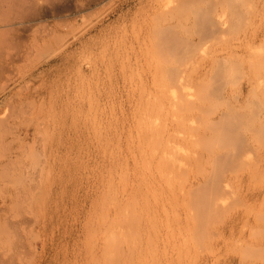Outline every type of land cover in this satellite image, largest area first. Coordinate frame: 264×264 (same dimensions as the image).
I'll use <instances>...</instances> for the list:
<instances>
[{"label": "rangeland", "instance_id": "obj_1", "mask_svg": "<svg viewBox=\"0 0 264 264\" xmlns=\"http://www.w3.org/2000/svg\"><path fill=\"white\" fill-rule=\"evenodd\" d=\"M28 1L0 0V264H264V0Z\"/></svg>", "mask_w": 264, "mask_h": 264}, {"label": "bare ground", "instance_id": "obj_2", "mask_svg": "<svg viewBox=\"0 0 264 264\" xmlns=\"http://www.w3.org/2000/svg\"><path fill=\"white\" fill-rule=\"evenodd\" d=\"M29 1H30V0H29ZM29 1H28V2H29ZM167 1H168V0H167ZM25 2H26V1H25ZM218 19H219V21H220V18H218ZM216 22H217V21H216ZM217 23H218V22H217ZM217 23H216V24H217ZM221 23H222V22H221ZM221 23H219V24L221 25ZM218 26H219V25H218ZM220 29H221V27H220ZM217 30H218V29H217ZM217 30H216V31H217ZM218 31H221V30H218ZM165 37H166V36H164V38H165ZM167 37H169V36H167ZM160 39H161V38H160ZM167 39H168V38H166V40H167ZM161 40H162V39H161ZM163 40H165V39H163ZM173 42H174V41H173ZM157 43H159V42H157ZM157 45H158V44H157ZM163 45H164V44H163ZM163 45H162V47H163ZM167 45H168V44H167ZM170 45H171V44H170ZM174 45H175V44H174ZM158 46L161 48V44L158 45ZM171 46H172V45H171ZM159 47H158V48H159ZM168 47H170V46H167V47H165V48H168ZM173 48H175V47L173 46ZM199 49H200V48H199ZM199 49H198V50H199ZM161 50H162V48H161ZM164 50H165V49H164ZM168 50H169V49H168ZM169 51H170V50H169ZM160 53H163V52H160ZM166 53H167V51L165 52V54H166ZM190 53H191V50H190ZM164 56H165V55H164ZM164 56H162V58H163ZM183 72H184V71H183ZM176 73H177V71H176ZM180 75H182L181 72H180ZM176 77H177V76H176ZM181 77H182V76H180L179 78H181ZM186 77H187V76H186ZM179 78H178V82H179V83H177V78H176V84L178 85V86L176 85V89H177V87L179 88L180 86L183 87V86L186 85V84H185V85H181V84H183V83L180 82L181 80H179ZM188 78H189V77H188ZM191 78H192V77H191ZM182 79L185 80L184 77H183ZM184 80H183V81H184ZM180 83H181V84H180ZM184 83H185V82H184ZM185 88H186V87H185ZM177 90H178V89H177ZM182 90H183V89H182ZM184 91H185V90H184ZM176 94H178V92H177ZM179 94H180V93H179ZM179 94H178V95H179ZM178 95H176V97H178ZM183 96H184V95H183ZM187 97H188V96H187ZM179 98H180V97H179ZM179 98H178V99H179ZM181 98H182V97H181ZM179 100H180V99H179ZM167 101H168V100H167ZM177 101H178L177 99L172 100L173 107H174V105L176 106V102H177ZM174 102H175V104H174ZM170 103H171V101H170ZM179 104H182V103L180 102ZM171 105H172V104H171ZM171 105H170V106H171ZM183 105H185V104H183ZM178 106H179V105H178ZM185 107H186V106H185ZM168 108H169V106H168ZM174 108H176V107H174ZM174 108H173V109H174ZM165 109L167 110V108H165ZM170 109H171V107H170ZM182 109H183V108H182ZM184 109H185V108H184ZM180 110H181V108H180ZM171 111H172V112H173V111H177V109H174V110L171 109V110H169V112H171ZM178 111H179V108H178ZM178 111H177V112H178ZM169 112L167 111V113H169ZM172 112H171V113H172ZM177 112H173L174 115H175V113H177ZM171 113L169 114V116H170V118H171V116H172V120H175V121H174V125H175V122H176V115H175V117L173 118L174 115L171 114ZM165 115H166V113H165ZM164 117H165V119H163ZM167 117H168V116H167ZM163 118H162V119H163L164 122H165V121H166V116H163ZM168 118H169V117H168ZM163 120H162V121L160 120V122H163ZM168 120H169V119H168ZM170 121H171V119H170ZM164 122H163V123H164ZM167 122H168V121H167ZM171 122H172V121H171ZM172 123H173V122H172ZM172 123H170V124H171L170 128H172V126H173ZM159 124H160V123H158V125H159ZM167 124H168V123H167ZM170 124H168V125H170ZM154 125H155V124H154ZM160 125H161V127H162V124H160ZM160 125H159V126H160ZM155 126H156V125H155ZM155 126H154V127H155ZM175 126H176V125H175ZM157 127H158V126H157ZM157 127H155L154 129H156ZM161 127H159V130H157L156 132L160 131V130H161V129H160ZM167 128H168V126L166 125V123H164V124H163V129H162L160 132L157 133V134H158V139H159V140L156 138L157 136L154 135V137L156 138L157 141L155 142V140H154L155 138L153 137V138H154V139H153V145H154V146L150 145V146H152V147H150L151 149L149 150V153L152 152L151 150H155V149H153V147H156V149L159 148L158 146H160V142L162 141V140H161V137H162L161 135L165 134V133H163V132H166V131L168 130ZM170 128H169V129H170ZM157 129H158V128H157ZM174 129L176 130L175 127H174ZM174 129H173V133H174V131H175ZM170 130H172V129H170ZM162 131H163V132H162ZM168 131H169V130H168ZM153 132H154V131H153ZM156 132H154V133L156 134ZM161 132H162L163 134H162ZM175 132H176V131H175ZM154 133H153V134H154ZM159 133H160V134H159ZM166 133H167V132H166ZM170 133H171V132L169 131V132L166 134V136H167L168 134H170ZM166 136H165V137H166ZM175 136H176V134H175V135L172 134V136H171V135H170V136H167L166 139L163 138V140H164V141H163V142H164V147L162 146V145H163L162 143H161V144H162L161 146H162L164 149L160 147V149H161L162 151H161L160 149L158 150V151H159V152H158L159 155L162 156V157L158 156V154H157L156 156H157L158 158H160V159L158 160L157 157H156V159L159 161V165H158V166H160V164L162 165V163H163V162H162V159H163V161H164L165 163H167V164L169 165V167H170V165H172L171 168H169L167 165H165L166 167H168V169H167V168H164V169L167 170V171H171V169H174V171H173V170H172V171H173V173L175 172V174H176L178 171L176 172V171H175V168H176V170H180V169L182 168V166H180V167H181L180 169H179V167H177V163H176V162L178 161V159H177L176 157L178 156V158H179V155L176 156V154H180L181 152L178 153V152H176V151H179V150L181 151L182 148H181L180 146H178L181 142L179 143V142H177L176 140H174V141H176L177 144L179 143V144L177 145V148H176V143H175L174 141H173V142H174V143H173L172 140H170L172 137H173V139H175V138H174ZM159 137H160V138H159ZM168 137H170V138H168ZM176 138H177V136H176ZM178 138H179V137H178ZM181 138H182V137H181ZM181 138H180V139H181ZM184 139H185V138H184ZM160 140H161V141H160ZM165 140H166V141H165ZM178 140H179V139H178ZM181 140H182V139H181ZM186 140H187V139H186ZM158 141H159V144H158ZM183 141H185V140H183ZM186 142H187V141H186ZM188 142H189V141H188ZM154 143H155V144H154ZM156 144H158V145H156ZM181 144H182V143H181ZM181 144H180V145H181ZM184 145H185V144H184ZM188 145H189V144H188ZM182 147H183V146H182ZM185 147H186V146H185ZM190 147H191V146H190ZM179 148H180V149H179ZM148 149H149V148H148ZM192 149H193V148H192ZM197 150H198V149H197ZM142 151H143V150H142ZM155 151H157V150H155ZM155 151H153V153L151 154L152 156H151V155H148L149 158H150V156H151V160H152L153 155H155V154H154ZM184 151H185V150H184ZM186 151H187V150H186ZM186 151H185V153H186ZM193 151H195V148L193 149ZM193 151H192V152H193ZM161 152H163V154H162ZM182 152H183V150H182ZM189 152H191V151H190V148H189ZM140 153H141V151H140ZM140 153H139V154H140ZM149 153H148V154H149ZM155 153H156V152H155ZM194 153H195V152H194ZM141 154H142V153H141ZM143 154H145V150H144ZM161 154H162V155H161ZM182 154H183V153H182ZM183 155L185 156V154H183ZM191 155H193V154H191ZM191 155H188V156H191ZM195 155H196V154H195ZM195 155H194V156H195ZM198 155H199V154H198ZM198 155H196V157H197ZM200 156H201V155H200ZM200 156H199V157H200ZM140 157H141V155H140ZM180 157H182V155H180ZM191 157H192V156H191ZM196 157H195V158H196ZM145 158H146V157H145ZM161 158H162V159H161ZM184 158H185V157H184ZM193 158H194V157H193ZM193 158H192V159H193ZM139 159H140V158H139ZM156 159H155V160H156ZM188 159H189V157H188ZM188 159H185V161L188 160ZM192 159H191V160H192ZM197 159H198V158H197ZM197 159H196V160H197ZM201 159H202V158H201ZM140 160H141V162H142V159H140ZM160 160H161V163H160ZM179 160H180V158H179ZM183 160H184V159H183ZM143 161H144V160H143ZM149 161H150V160H149ZM153 161H154V160H153ZM185 161L182 162V159H181V161H178V162H180V163L182 162V165H183L184 163H186ZM192 161H193V160H192ZM194 161H195V160H194ZM198 161H199V160H198ZM198 161H197V162H198ZM187 162H188V161H187ZM200 162H201V161H200ZM137 163H138V161H137ZM144 163H146V165H147V162H143V164H144ZM151 163H152V161L150 162V164H151ZM194 163H195V162H194ZM194 163H192V164L194 165ZM143 164H142V165H143ZM157 164H158V162L156 163V165H157ZM187 164H188V163H187ZM189 164H190V166H192L191 163H189ZM146 165H144V166H146ZM148 165H149V164H148ZM144 166H143V167H144ZM178 166H179V165H178ZM184 166H186V165H184ZM198 166H200V164H199ZM198 166H197V167H198ZM148 167H150V165H149ZM162 167H163V165H162ZM173 167H174V168H173ZM186 167H187V166H186ZM188 167H189V166H188ZM193 167H194V166H193ZM153 168L157 169V168H159V167L154 166ZM189 168H190V167H189ZM195 168H196V167H195ZM198 168H199V167H198ZM148 169H149V168H148ZM155 169H154V171H155ZM160 169H161V166H160ZM160 169H159V170H160ZM169 169H170V170H169ZM199 169H200V168H199ZM161 170H162V169H161ZM161 170H160V173H159V176H158V177L162 176V174H161ZM165 170H163V172H164ZM194 170H195V169H194ZM143 171H144V170H143ZM145 171H146V170H145ZM156 171H157V170H156ZM181 171H182V170H181ZM187 171H189V170H187ZM191 171H192V169H191ZM191 171H190V173H191ZM199 171H200V170H199ZM158 172H159V171H158ZM165 172H166V171H165ZM165 172H164V173H165ZM142 173H143V172H142ZM147 173H149V170H147ZM155 173H157V172H155ZM164 173H163V174H164ZM166 173H167V175H168V173H171V172H166ZM173 173H171V176L175 175V174H173ZM181 173H183V172H180V174H181ZM193 173H194V172H193ZM196 173H197V172H196ZM150 174L152 175V173L150 172L149 175H147V176H145V177H147V178H151L152 176H151V177H148V176H150ZM160 174H161V175H160ZM177 174H178V173H177ZM188 174H189V172H188ZM201 174H203V173H201ZM145 175H146V174H145ZM153 175H154V174H153ZM157 175H158V174H157ZM182 175H183V174H182ZM194 175H195V174H194ZM199 175H200V174H199ZM199 175H198V176H199ZM137 176H138V175H136V177H137ZM169 176H170V175H169ZM171 176H170V178L173 179V177H171ZM186 176H187V175H186ZM191 176H192V175H191ZM138 177H139V176H138ZM154 177H155V176H154ZM167 177H168V176H165V174H164L163 179H164V178H167ZM174 177H176V175H175ZM180 177H181V176H180ZM182 177H183V176H182ZM195 177H196V176H195ZM139 178H140V177H139ZM160 178L162 179V177H160ZM160 178H158V179L161 180ZM170 178H169V179H168V178H167V179H164V181H165V180H166V182H167V180L172 181ZM177 178H178V177H177ZM133 179H134V178H133ZM140 179H142V180L144 179V181H145L146 178H140ZM140 179H138V180H140ZM151 179H152V178H151ZM175 179H176V178H175ZM192 179H193V178H192ZM153 180H154V179H153ZM177 180H179V179H176V181H177ZM181 180H185V179H184V178H183V179L181 178ZM181 180H179L178 182H180ZM205 180H207V178H205ZM140 181H141V180H140ZM144 181H142V184H143ZM147 181H148V180H147ZM151 181H152V180H151ZM155 181H156V180H155ZM155 181H153V182H155ZM164 181L161 180V182L163 183V184H162L163 186H164V183H166V182H164ZM145 182H146V181H145ZM145 182H144V183H145ZM149 182H150V181H149ZM168 182H169V181H168ZM168 182H167V183H168ZM172 182H173V183L169 182V184L166 183V184H165V186H166L165 189H167V186H168V190H169V189L171 188V186L175 183V180H173ZM185 182H186V181H185ZM133 183H134V182H133ZM136 183H138L137 180H136ZM150 183H151V182H150ZM150 183H149V184H150ZM159 183H160V182H159ZM170 183H171V185H170ZM183 183H184V182H183ZM183 183H182V184H183ZM131 184H132V183H131ZM147 184H148V183H147ZM156 184H157V182H156ZM176 184H177V183H176ZM176 184H175V185H176ZM182 184H181V185H182ZM114 185H115V184H114ZM116 185H117V184H116ZM138 185H139V184H138ZM140 185H141V184H140ZM151 185H153V184L151 183ZM181 185H180V186H181ZM190 185H191V184H190ZM123 186H124V185H123ZM123 186H122V187H123ZM130 186H131V185H130ZM156 186H157V185H156ZM159 186H160V184L158 185V187H159ZM163 186H162V187H163ZM173 186H174V185H173ZM197 186H198V185H197ZM124 187H125V186H124ZM133 187H134V186H133ZM142 187H144V191H145V188H146V187H145V186H142ZM152 187H154V186H152ZM160 187H161V186H160ZM169 187H170V188H169ZM176 187H177V186H176ZM199 187H200V186H199ZM111 188H112V187H111ZM111 188H110V189H111ZM129 188H130V187H129ZM136 188H138V187H136ZM136 188H135V189H136ZM139 188H140V187H139ZM147 188H148V189H147ZM147 188H146V190H148L149 192H151V193L155 192V191H151V189H149V187H147ZM150 188H151V186H150ZM154 188H155V187H154ZM173 188H174V187H173ZM179 188H180V187H179ZM192 188H193V187H192ZM195 188L197 189L198 187H195ZM200 188H201V187H200ZM200 188H199V190H200ZM204 188H206V187H204ZM117 189H118V188H117ZM152 189H153V188H152ZM161 189H163V188H160L159 190H161ZM165 189H164V190H165ZM186 189H187V188H186ZM186 189H185V190H186ZM207 189H208V188H207ZM111 190H112V189H111ZM138 190H140V192L143 191V190L141 191V188L138 189ZM138 190H137V191H138ZM159 190H158V191H159ZM168 190H167V191L165 190V191H166V193L170 194V193H171L170 191H172L173 189H171L170 191H168ZM185 190H183V191H185ZM188 190H189V189H188ZM191 190L194 191L195 189H194V190L191 189ZM202 190H203V189H202ZM202 190H200V191L202 192ZM116 191L119 192V190H116ZM122 191H123V189H122ZM128 191H129V190H128ZM132 191H133V193H134V190H132ZM174 191H175V190H174ZM207 191H208V190H207ZM129 192H130V191H129ZM149 192H147L148 195H149ZM156 192H157V191H156ZM169 192H170V193H169ZM175 192H176V191H175ZM175 192H172V193H171L172 195H169V196H172V197H170V198L173 199V195H174ZM180 192H181V191H180ZM187 192H190V191H187ZM198 192H199V191H198ZM204 192H205V191H204ZM112 193H114V192H112ZM126 193H127V192H126ZM145 193H146V191H145ZM145 193H144V194H145ZM151 193H150V196H152ZM160 193H161V192H159L158 194H160ZM162 193H163V191H162ZM181 193H182V192H181ZM183 193H184V192H183ZM195 193H197V192L195 191ZM199 193H200V192H199ZM115 194H116V192H115L113 195H115ZM130 194H131V192H130ZM136 194H138V193L136 192ZM142 194H143V193H142ZM142 194L140 193V195H142ZM155 194H156V193H155ZM155 194H153V195H155ZM163 194H165V193H163ZM168 194H167V195H168ZM176 194H177V193H175V195H174V196H175V197H174V200H175V198L177 197ZM184 194H185V193H184ZM184 194H183V195H184ZM186 194H188V193H186ZM190 194H191V193H190ZM193 194H194V193H193ZM202 194H203V193H202ZM110 195H111V194H110ZM110 195H109V198H110ZM117 195H119V194H117ZM128 195H129V194H128ZM160 195H161V194H160ZM167 195L165 194V196H167ZM131 196H132V195H131ZM131 196H130V199L132 200V198H133L134 196H133L132 198H131ZM205 196H207V194H205ZM115 197H116V196H115ZM121 197H122V196H121ZM125 197H126V196H125ZM140 197H141V196H140ZM156 197H157V195H156ZM158 197H159V196H158ZM158 197L156 198V199H157L156 201H158V199H159ZM160 197H162V195H161ZM184 197H185V196H184ZM184 197H183V198H184ZM187 197H188V196H187ZM187 197H186V198H187ZM195 197H196V195H195ZM197 197H199V196L197 195ZM200 197H203V195H201ZM117 198H118V196H117ZM126 198H127V197H126ZM164 198H166L165 201H166L167 199H168V202H169V200L171 201V199H169V197H164ZM183 198H182V199H183ZM193 198H194V197H193ZM204 198H205V197H204ZM207 198H208V197H207ZM110 199H111V198H110ZM119 199H120V198H119ZM137 199H140V198L137 197ZM141 199H142V198H141ZM152 199H153V198H152ZM180 199H181V198H180ZM180 199H177V200H180ZM189 199H191L190 196H189ZM194 199H195V198H194ZM194 199H193V200H194ZM209 199H210V198H209ZM115 200H116V199H115ZM115 200H113V201L115 202ZM133 200H134V199H133ZM154 200H155V198H154ZM160 200H161V199H160ZM174 200H172V201L174 202ZM198 200H199V198H198ZM200 200L202 201V199H200ZM205 200H206V199H205ZM129 201H130V200H129ZM134 201H135V200H134ZM140 201H141V200H140ZM143 201H145V200H143ZM156 201H155V202H156ZM165 201H164L163 203H162V201H160V202H161L162 204H165V203L167 202V201H166V202H165ZM172 201H171V202H172ZM180 201H181V200H180ZM210 201H211V200H210ZM210 201H209V202H210ZM108 202H109V201H108ZM108 202H107V204H108ZM110 202H111V201H110ZM114 202H113V203H114ZM130 202H131V201H130ZM151 202H152V201H151ZM168 202H167V204H165V206L168 205V204L170 203V202H169V203H168ZM173 202H172V203H173ZM181 202L183 203V201H181ZM185 202H186V201H185ZM193 202H194V201H193ZM196 202H197V201H196ZM199 202H200V201H199ZM202 202H203V201H202ZM206 202H208V201H206ZM118 203H119V202H118ZM118 203H117V205H118ZM128 203H129V202H128ZM132 203H135V202H132ZM132 203H131V204H132ZM152 203H153V202H152ZM174 203H175V202H174ZM174 203H173V204H174ZM191 203H192V202H191ZM204 203H205V202H204ZM115 204H116V203H115ZM140 204H144V203H140ZM156 204H158V203H156ZM156 204H155V205H156ZM170 204H171V203H170ZM173 204H171V205H173ZM179 204H180V203H179ZM179 204H178V205H179ZM184 204H185V203H184ZM186 204H187V203H186ZM188 204H189V203H188ZM188 204H187V205H188ZM192 204H193V203H192ZM194 204H195V203H194ZM196 204H197V203H196ZM196 204H195V205H196ZM200 204H201V203H200ZM206 204H207V203H206ZM206 204H204V205H206ZM210 204H211V203H210ZM210 204H209V205H210ZM109 205H110V203L108 204V206H109ZM127 205H128V204H127ZM132 205H133V204H132ZM138 205H139V204H138ZM174 205H175V204H174ZM178 205H177V206H178ZM189 205H191V204H189ZM198 205H199V204H198ZM204 205H203V206H204ZM121 206H122V205H121ZM121 206H120V208H121ZM129 206H130V205H129ZM141 206H142V205H141ZM143 206H144V205H143ZM145 206H147V205H145ZM151 206H152V205H151ZM162 206H163V205H162ZM177 206H176V207H177ZM193 206H194V205H193ZM117 207H118V206H117ZM122 207H123V206H122ZM127 207H128V206H127ZM134 207H137V208H138V207H140V206H137V205L134 206V205H133V209H134ZM168 207L170 208V210L173 209V207H172V209H171L170 206H168ZM174 207H175V206H174ZM176 207H175V208H176ZM189 207H190V206H189ZM191 207H192V206H191ZM107 208H108V207H107ZM125 208H126V207H125ZM144 208H145V207H144ZM144 208H142V209H144ZM153 208H154V207H153ZM179 208H180V207H179ZM181 208H182V207H181ZM185 208H186V207H185ZM187 208H188V207H187ZM198 208H199V207H198ZM200 208H201V207H200ZM200 208H199V210H200ZM202 208H203V207H202ZM204 208H205V207H204ZM138 209H139V208H138ZM157 209H158V208H157ZM163 209H164V213H165L164 215H166L168 212L166 213L165 210H168V209H167V208H163ZM163 209H162V210H163ZM206 209L208 210L209 207L206 208ZM124 210H125V209H124ZM126 210H127V209H126ZM129 210H130V209H129ZM145 210H146V208H145ZM150 210H152V208H151ZM159 210H160V209H159ZM207 210H206V213H207ZM119 211H120V210H119ZM119 211H118V212H119ZM132 211H133V210H132ZM137 211H138V210H137ZM147 211H148V210H147ZM152 211H153V210H152ZM152 211H151V212H152ZM155 211H156V210H155ZM173 211H174V210H173ZM173 211H172V212L170 211L171 214H169V216H170V215H171L172 217L174 216V214H175L176 212H173ZM187 211H188V210H187ZM189 211H191V209H190ZM189 211H188V212H189ZM194 211H195V210H194ZM133 212H134V211H133ZM142 212H144V210H143ZM178 212H179V211H178ZM183 212L185 213L186 211H183ZM198 212H199V211H198ZM201 212H202V211H201ZM203 212H205V211H203ZM203 212H202V213H203ZM114 213H115V212H114ZM120 213H121V212H120ZM126 213H127V212H126ZM136 213H137V212H136ZM148 213H149V212H148ZM153 213H154V212H153ZM156 213H157V212H156ZM158 213H159V212H158ZM158 213H157V214H158ZM173 213H174V214H173ZM193 213H194V212H193ZM199 213H200V212H199ZM199 213H198V214H199ZM202 213H201V214H202ZM106 214H107V213H106ZM106 214H104V215H106ZM130 214H131V213L128 212V215H130ZM140 214H142V213H140ZM144 214H146V213H144ZM151 214H152V213H151ZM154 214H155V213H154ZM161 214L163 215L162 211H161ZM189 214H190V213H189ZM191 214H192V213H191ZM114 215H115V214H114ZM118 215H119V214H118ZM128 215H127V217H128ZM131 215H132V214H131ZM131 215H130L129 217H131ZM155 215H156V214H155ZM175 215L177 216V214H175ZM195 215H196V213H195ZM120 216H121V215H120ZM136 216H137V215H136ZM140 216H141V215H140ZM147 216H148V215H147ZM152 216H153V214H152ZM152 216H151V217H152ZM157 216H158V215H157ZM176 216H174V218H171L170 221H173V220H176V219H177L176 222L179 223V222H178V221H179L178 218H179L180 216L178 215L177 218H176ZM181 216H182V215H181ZM184 216H185V215H184ZM187 216H188V213H187ZM193 216H194V214H193ZM199 216H201V215H199ZM199 216H198V217H199ZM106 217H107V216H106ZM108 217H109V216H108ZM113 217H114V216H113ZM115 217H117V216L115 215ZM143 217H145V215H144ZM148 217H149V216H148ZM155 217H156V216H155ZM158 217H160V216H158ZM167 217H168V216H167ZM167 217L164 216L166 222H168V218H167ZM191 217H192V216H191ZM191 217H189V219H190ZM196 217H197V216H196ZM111 218H112V217H111ZM117 218H118V217H117ZM117 218H116V219H117ZM125 218H126V217H125ZM137 218L139 219L138 216H137ZM152 218H153V217H152ZM152 218H151V219H152ZM161 218H162V217H161ZM164 218H163V220H164ZM183 218H184V217H183ZM199 218H200V217H199ZM204 218H205V219H208V217H207V218L204 217ZM104 219H105V218H104ZM129 219H130V218H129ZM134 219H135V218H134ZM149 219H150V218H149ZM159 219H160V218H159ZM166 219H167V220H166ZM184 219H185V218H184ZM187 219H188V217H187ZM187 219H186V220H187ZM117 220H118V219H117ZM122 220L124 221V219H122ZM127 220H128V219H127ZM127 220L124 221V222H125L124 225L128 224V223L126 222ZM142 220H143V219H142ZM155 220H156V219H155ZM157 220H158V219H157ZM160 220H161V219H160ZM163 220H162L161 222H163ZM190 220H191V219H190ZM190 220H189V221H190ZM203 220H204V219H203ZM203 220H202V222H203ZM208 220H209V219H208ZM112 221H113V220H112ZM170 221H169V222H170ZM116 222H117V221H115V223H116ZM129 222H131V221L129 220ZM166 222H165V224H166ZM183 222H184V221H183ZM192 222H193V221H192ZM195 222H196V221H195ZM195 222H193V224H194ZM110 223H111V221H110ZM115 223H114V224L112 223V225H115ZM149 223H150V221H149ZM170 223H171L172 225H173V224H176L175 222H174V223H173V222H170ZM190 223H191V222H190ZM197 223H198V222H197ZM203 223H204V222H203ZM209 223H210V222H209ZM107 224H108V223H107ZM107 224H106L105 226H108ZM121 224H122V222H121ZM129 224H130V223H129ZM132 224H133V223H132ZM134 224H135V223H134ZM140 224H141V222H140ZM144 224H145V223H144ZM158 224H159V223H158ZM161 224H162V223H160V225H161ZM163 224H164V223H163ZM167 224H168V223H167ZM179 224H182V223H179ZM191 224H192V223H191ZM198 224L200 225V223H198ZM201 224H202V223H201ZM110 225H111V224H110ZM118 225H119V224H118ZM118 225H117V226H118ZM135 225H136V224H135ZM160 225H159V226H160ZM176 225H177V224H176ZM183 225H184V224H183ZM186 225H188V224H186ZM186 225H185V226H186ZM208 225H209V224H208ZM115 226H116V225H115ZM126 226H127V225H126ZM178 226H179V225H178ZM188 226H190V225H188ZM188 226H187V228H188ZM192 226H193V225H192ZM111 227H112V226H111ZM119 227H120V226H119ZM137 227H138V226H137ZM166 227H167V226H166ZM166 227L164 226L163 228H165V229H172V228H170L169 226H168L169 228H166ZM176 227H177V226H176ZM180 227H182V226H180ZM196 227H198V226H196ZM114 228H115V227H114ZM130 228H132L131 225H130ZM142 228H143V227H142ZM147 228H148V227H147ZM147 228H146V229H147ZM151 228H152V227H151ZM156 228H157V227H156ZM159 228H161V227H159ZM163 228H162V229H163ZM184 228H185V227H184ZM190 228H191V227H190ZM190 228H189V229H190ZM121 229H122V227H121ZM123 229H124V227H123ZM148 229H149V230H152V229H150V227H149ZM148 229H147V230H148ZM157 229H158V228H157ZM162 229H161V230H162ZM165 229H164V230H165ZM175 229H176V228H175ZM179 229H180V228H179ZM189 229H187L188 232H189ZM195 229H196V228H195ZM203 229H204V228H203ZM203 229H202V230H203ZM127 230H128V228H127ZM143 230H144V228H143ZM147 230H146V231H147ZM149 230H148V231H149ZM159 230H160V229H159ZM183 230H184V229H183ZM183 230H182V231H183ZM185 230H186V229H185ZM187 230H186V231H187ZM191 230H192V229H191ZM196 230H197V229H196ZM198 230H199V228H198ZM124 231H125V230H124ZM133 231H134V230H133ZM133 231L131 230L132 233H134ZM162 231H163V230H162ZM178 231H179V230H178ZM208 231H209V230H208ZM111 232H113V231H111ZM114 232H115V230H114ZM114 232H113V233H114ZM121 232H122V231H121ZM121 232H119V233H121ZM135 232H136V231H135ZM151 232H152V231H151ZM156 232H157V231H156ZM191 232H192V231H191ZM199 232H200V231H199ZM113 233H112V234H113ZM116 233H117V232H116ZM125 233H126V231H125ZM125 233H124V234H125ZM128 233L130 234V232H128ZM141 233H142V232H141ZM143 233H144V232H143ZM143 233H142V234H143ZM173 233H174V231H173ZM175 233H176V232H175ZM175 233H174V234H175ZM183 233H184V232H183ZM203 233H204V232H202L201 235H202ZM205 233H206V232H205ZM121 234H122V233H121ZM147 234H148V233H145V235H147ZM160 234H161V233H160ZM160 234H159V233H158V234L154 233V235H155V237H154V238H155L154 241L158 238V236H157V238H156V235H160ZM170 234H172V233H170ZM180 234H181V232H180ZM180 234L178 233V236H176V237L179 238V235H180ZM184 234H185V233H184ZM192 234H193V233H192ZM192 234H191V235H192ZM194 234H195V232H194ZM208 234H209V233H208ZM126 235H127V233H126L124 236H126ZM131 235H132V234H131ZM133 235H134V234H133ZM152 235H153V233H152ZM154 235H153V236H154ZM168 235H169V233H168ZM176 235H177V234H176ZM199 235H200V234H199ZM206 235H207V234H206ZM135 236H136V235H135ZM135 236H134V237H135ZM153 236H151V237H153ZM165 236H166V235H165ZM171 236H172V235H171ZM193 236H195V235H193ZM109 237H110L109 239L111 240V237L114 238V234H113V236L110 235ZM119 237H120V236H119ZM119 237H118V234H117V238H119ZM128 237H130V236H128ZM139 237H140V236H139ZM166 237H167V236H166ZM166 237L163 236V240H164V238L166 239ZM173 237H174V236H173ZM173 237H171V238L169 237V238H170L171 240L175 241V240H176V237H175L174 239H173ZM182 237H183V236H182ZM184 237L187 238L186 235H185ZM184 237H183V239H185V241H186V238H184ZM198 237L200 238V236H198ZM113 238H112V241L114 240ZM190 238H191V237H190ZM201 238H203V237H201ZM109 239H108V240H109ZM119 239H120V240L122 239V240H121L122 242L125 241L124 243H128V241L130 240V239H129V240H127V242H126L125 238H124V241H123V238H119ZM147 239H149V237H147ZM160 239H162V237H160ZM179 239H180V238H179ZM183 239H182V240H183ZM192 239H194V238H192ZM206 239H207V238H206ZM104 240H105V239H104ZM104 240H103V241H104ZM120 240H119V241H120ZM137 240H139V238H138ZM137 240H136V241H137ZM151 240H152V239H151ZM151 240H149V241H151ZM182 240H181V241H182ZM195 240H196V239H195ZM121 241H120V243H121ZM132 241H134V239H132ZM136 241H134L135 244L137 243ZM167 241H169V239H168ZM167 241H165L164 243H163V242H160V243H159V242H158V239H157L156 242H158L159 245L162 243L161 245L164 246V244H165ZM176 241H178V240H176ZM203 241H204V240H203ZM143 242L145 243V241H143ZM156 242H155V243H156ZM182 242H183V241H182ZM188 242H189V241H188ZM190 242H191V241H190ZM193 242H194V241H193ZM208 242H209V240H208ZM104 243H106V242H104ZM108 243H109V242H108ZM131 243H132V242H131ZM131 243H130V244H131ZM139 243H141V241H140ZM146 243H147V242H146ZM151 243H152V242H151ZM167 243H168V242H167ZM167 243H166V244H167ZM170 243H171V242H170ZM174 243H175V242H174ZM203 243H204V242H202V244H203ZM106 244H107V243H106ZM106 244H105V245H106ZM132 244H134V243H132ZM135 244H134V246H136ZM148 244H149V243H148ZM148 244H147V245H148ZM152 244H153V243H152ZM152 244H150V246H152L151 248L153 249V245H152ZM172 244H173V242H172ZM172 244H171V245H172ZM176 244H177V243H176ZM176 244H174V245H175V246H174V247H175L174 249H177L176 247H177L178 244H177V245H176ZM184 244H185V242H184ZM187 244H188V243H187ZM196 244H197V243H196ZM196 244H195V245H196ZM207 244L209 245V243H207ZM103 245H104V244H103ZM107 245H108V244H107ZM117 245H118V244H117ZM117 245H116V246H117ZM137 245H139V244H137ZM142 245H143V243H142ZM145 245H146V244H145ZM167 245H168V244H167ZM171 245H170V246H171ZM185 245H186V244H185ZM205 245H206V244H205ZM205 245H204V246H205ZM208 245H206V246H208ZM113 246H115V245H113ZM130 246H131V245H130ZM130 246H128V247H130ZM157 246H158V244H157ZM163 246H162V247H163ZM172 246H173V245H172ZM182 246H183V244H182ZM105 247H106V246H105ZM109 247H110V246H109ZM126 247H127V246H126ZM136 247H137V246H136ZM136 247H135V248H136ZM140 247H141V244H140ZM145 247H146V246H145ZM154 247H155V246H154ZM165 247H166V246H165ZM165 247H164V248H165ZM183 247H184V246H183ZM189 247H190V246H189ZM189 247H187V249H189ZM195 247H196V246H195ZM119 248H120V247H119ZM119 248H117V251H118ZM135 248H134V249H135ZM143 248H144V247H143ZM151 248H150V249H151ZM159 248H160V247H159ZM159 248H158V250H159L158 253L160 252V249H159ZM208 248H209V247H208ZM208 248H207V249H208ZM108 249H109V248H108ZM125 249H126V248H125ZM128 249H129V248H128ZM138 249H139V246H138ZM140 249H141V248H140ZM148 249H149V248H148ZM161 249H162V248H161ZM187 249H185V250H187ZM201 249L203 250V248H201ZM204 249H206V248H204ZM207 249H206V250H207ZM115 250H116V247H115ZM115 250H111V251L113 252V251H115ZM130 250H132V248H131ZM135 250H136V249H135ZM135 250H134V251H135ZM141 250L144 251V249H141ZM146 250H147V249H146ZM162 250H166V249H162ZM162 250H161V253H162ZM170 250H171V249H170ZM177 250H178V249H177ZM179 250H181V244H180V249H179ZM182 250H183V248H182ZM185 250H184V251H185ZM194 250H195V249H194ZM206 250H205V251H206ZM104 251H105V250H104ZM147 251H148V250H147ZM154 251H156V250H154ZM175 251H176V250H174V251L172 250L171 252H175ZM188 251H190V250H188ZM195 251H196V250H195ZM197 251H198V250H197ZM208 251H209V250H208ZM106 252H107V251H105V253H106ZM129 252H131V251H129ZM129 252L127 253V251H126V253H127L126 255L129 254V256H130L131 253H129ZM137 252H138V251H137ZM139 252H140V251H139ZM139 252H138V253H139ZM151 252H152V251H151ZM164 252H165V253H164V256L161 255V256H163V259H162L163 262H164V258L166 257L165 255L167 254L166 251H164ZM181 252H182V251H181ZM185 252H186V251H185ZM206 252H207V251H206ZM102 253L105 255L104 252H102ZM109 253H110V252H109ZM113 253H114V252H113ZM115 253H116V252H115ZM135 253H136V252H135ZM140 253H141V252H140ZM143 253H144V252H143ZM178 253H180V251H178ZM190 253H191V252H190ZM197 253H198V252H197ZM199 253H200V252H199ZM203 253H204V252H203ZM208 253H209V252H208ZM208 253H207V254H208ZM103 254H101V255L99 254V256L102 257ZM106 254H107V253H106ZM118 254H119V253H118ZM136 254H137V253H136ZM146 254H147V253H146ZM151 254H152V253H151ZM176 254H177V253H176ZM188 254H189V253H188ZM108 255H109V254H108ZM116 255H117V254H116ZM119 255H120V254H119ZM126 255H125V257H126ZM142 255H143V254H142ZM142 255H141V256H142ZM154 255H155V254H152V257H153ZM157 255H158V254H157ZM178 255H179V254H178ZM180 255H181V254H180ZM180 255H179V256H180ZM182 255H183V253H182ZM105 256H106V255H105ZM120 256H121V255H120ZM120 256H119V257H120ZM129 256H127V257H129ZM131 256H132V255H131ZM145 256H147V255H145ZM159 256H160V255H159ZM168 256H169L170 259L173 258V259H174L173 262H175V257H172V258H171V257H170V254H169ZM186 256H187V254H186ZM188 256H190V255H188ZM103 257H104V256H103ZM107 257H108V256H107ZM119 257H115V258L112 257V258H113L114 260H116V258L118 259ZM134 257H135V256H134ZM138 257H139V256H138ZM112 258H111V259H112ZM122 258H123V257H122ZM140 258H142V257H140ZM143 258H144V256H143ZM143 258H142V259H143ZM149 258H150V256H149ZM149 258H148V259H149ZM154 258H155V260H156V257H155V256H154ZM159 258H160V257H159ZM108 259H109V258H108ZM119 259H120V258H119ZM119 259H118V261H119ZM129 259H130V257L128 258V260H129ZM157 259H158V258H157ZM173 259H172V260H173ZM191 259L193 260V258H191ZM123 260H124V259H122V262H123ZM139 260H141V259H139ZM143 260H144V259H143ZM145 260H146V257H145ZM159 260H160V259H159ZM159 260H158V261H159ZM165 260H166V259H165ZM167 260H168V258H167ZM167 260H166V261H167ZM179 260H180V257H179ZM186 260H187V259H186ZM98 261H99V260H98ZM112 261H113V260H112ZM126 261H127V260H126ZM130 261H131V259H130ZM130 261H128V262H130ZM147 261H148V260H147ZM158 261H157V264H162V263H163V262L160 263V262H158ZM180 261H181V260H180ZM183 261H184V260H183ZM108 262H109V261H108ZM148 262H149V261H148ZM153 262H154V264L156 263V261H152V264H153ZM171 262H172V261H171ZM186 262H187V261H186ZM188 262H189V261H188ZM192 262H193V261H192ZM110 263H112V262H110ZM113 263H114V262H113ZM124 263H125V262H124ZM130 263H131V262H130ZM135 263H136V262H135ZM139 263H140V262H139ZM145 263H147V262H145ZM164 263H166V262H164ZM167 263H168V264H171V263H170V260H169ZM179 263H180V262H179ZM98 264H99V263H98ZM115 264H118V263L116 262ZM121 264H123V263H121ZM128 264H129V263H128ZM131 264H133V263H131ZM136 264H137V263H136ZM143 264H144V263H143ZM175 264H176V263H175ZM181 264H182V263H181ZM183 264H187V263L184 262ZM189 264H190V263H189ZM206 264H207V263H206Z\"/></svg>", "mask_w": 264, "mask_h": 264}]
</instances>
